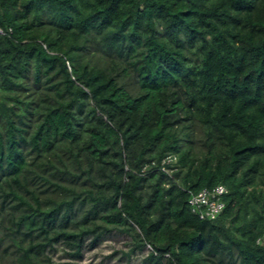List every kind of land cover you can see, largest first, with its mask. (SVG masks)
Masks as SVG:
<instances>
[{
  "label": "trees",
  "instance_id": "16d2710c",
  "mask_svg": "<svg viewBox=\"0 0 264 264\" xmlns=\"http://www.w3.org/2000/svg\"><path fill=\"white\" fill-rule=\"evenodd\" d=\"M0 29V264L113 230L143 264H264V0H0Z\"/></svg>",
  "mask_w": 264,
  "mask_h": 264
},
{
  "label": "rangeland",
  "instance_id": "374dc122",
  "mask_svg": "<svg viewBox=\"0 0 264 264\" xmlns=\"http://www.w3.org/2000/svg\"><path fill=\"white\" fill-rule=\"evenodd\" d=\"M131 239L123 232L113 230L104 234L96 244L90 245L86 238L82 255L79 259H71L66 254V248L58 243L49 250L55 261H64L69 264H143L142 259L149 251V247L128 253Z\"/></svg>",
  "mask_w": 264,
  "mask_h": 264
},
{
  "label": "built area",
  "instance_id": "2783aa9c",
  "mask_svg": "<svg viewBox=\"0 0 264 264\" xmlns=\"http://www.w3.org/2000/svg\"><path fill=\"white\" fill-rule=\"evenodd\" d=\"M0 32L2 30L0 29ZM171 158H166L170 160ZM166 170V168L162 167ZM227 193V188L223 184H217L209 188H202L197 192L190 194L188 198V205L193 214L200 219H215L223 211L225 202L224 195ZM151 249L150 245H147Z\"/></svg>",
  "mask_w": 264,
  "mask_h": 264
}]
</instances>
